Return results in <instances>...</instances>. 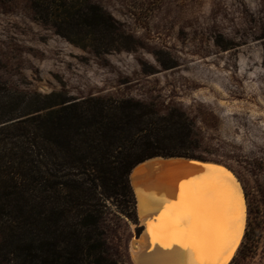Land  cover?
Masks as SVG:
<instances>
[{
	"label": "rangeland",
	"instance_id": "374dc122",
	"mask_svg": "<svg viewBox=\"0 0 264 264\" xmlns=\"http://www.w3.org/2000/svg\"><path fill=\"white\" fill-rule=\"evenodd\" d=\"M32 1L0 0V82L18 92L154 99L196 116L210 112L198 123L211 126V145L229 157L218 164L244 202L227 264H264V0L38 1L47 12ZM92 11L110 27H83ZM162 67L172 69L139 73ZM138 227V217L122 220L125 264H134Z\"/></svg>",
	"mask_w": 264,
	"mask_h": 264
},
{
	"label": "trees",
	"instance_id": "16d2710c",
	"mask_svg": "<svg viewBox=\"0 0 264 264\" xmlns=\"http://www.w3.org/2000/svg\"><path fill=\"white\" fill-rule=\"evenodd\" d=\"M38 1L34 10L47 12ZM81 22L110 27L94 11ZM196 112L154 99L18 92L0 82V264H125L122 220L137 224L131 170L157 157L229 158L211 145V126L198 123L212 114Z\"/></svg>",
	"mask_w": 264,
	"mask_h": 264
},
{
	"label": "snow or ice",
	"instance_id": "6c2138e0",
	"mask_svg": "<svg viewBox=\"0 0 264 264\" xmlns=\"http://www.w3.org/2000/svg\"><path fill=\"white\" fill-rule=\"evenodd\" d=\"M242 214L239 193L222 176L197 177L180 184L178 199L164 204L148 233L153 244L179 246L189 264H227L239 244Z\"/></svg>",
	"mask_w": 264,
	"mask_h": 264
},
{
	"label": "bare ground",
	"instance_id": "6f19581e",
	"mask_svg": "<svg viewBox=\"0 0 264 264\" xmlns=\"http://www.w3.org/2000/svg\"><path fill=\"white\" fill-rule=\"evenodd\" d=\"M212 170L219 171L214 173ZM207 175L222 176L239 193L243 209L242 232L243 196L232 173L214 164L184 159H149L134 169L129 180L136 200L137 217L142 227L140 236L132 239L130 244V255L134 264H189L188 254L179 246L174 245L166 249L159 244H153L147 225L149 222H157L156 218L163 210L164 204L178 199L182 182Z\"/></svg>",
	"mask_w": 264,
	"mask_h": 264
},
{
	"label": "water",
	"instance_id": "95a60500",
	"mask_svg": "<svg viewBox=\"0 0 264 264\" xmlns=\"http://www.w3.org/2000/svg\"><path fill=\"white\" fill-rule=\"evenodd\" d=\"M157 158H160V159H164V160H167V159H184V160H190V161H194V162H198V163H207V164H214V165H219V166H222L223 168H225L227 171H229L224 165L222 164H218V163H214V162H210V161H200V160H194V159H187V158H161V157H157ZM154 159V158H152ZM141 164V163H140ZM138 164V165H140ZM136 165L130 172V175L131 173L134 171V169L138 166ZM230 172V171H229ZM231 173V172H230ZM130 175H129V180H130Z\"/></svg>",
	"mask_w": 264,
	"mask_h": 264
}]
</instances>
